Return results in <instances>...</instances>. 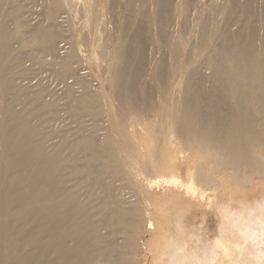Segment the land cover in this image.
Instances as JSON below:
<instances>
[{"label":"rangeland","instance_id":"1","mask_svg":"<svg viewBox=\"0 0 264 264\" xmlns=\"http://www.w3.org/2000/svg\"><path fill=\"white\" fill-rule=\"evenodd\" d=\"M25 3L26 35L40 25L55 29L57 46L67 42L69 55L59 62L70 65L75 98L97 97V108L109 117L134 123L122 143L137 151L117 153L131 166L121 191L135 197L155 233L139 235L147 251L134 256L143 264H171L169 255L181 243L189 264H264V249L257 246L264 236L247 235L241 222L256 212L264 227V184L250 188L247 167L227 165L205 145H185L190 124H197L198 132L228 133V124L214 121L217 110L201 96L220 91L231 101L229 67L242 90L240 118L247 112L260 117L250 98L257 90H251L245 69L264 64V0H58L53 11L46 1ZM45 11L61 23L47 19ZM113 64L115 72L108 70ZM163 146L168 163L186 164L181 171L149 172L147 186H139L143 177L137 173L146 174L143 165L162 156ZM251 154L259 156L257 150ZM258 161L264 170V157ZM217 237L226 246L216 243Z\"/></svg>","mask_w":264,"mask_h":264},{"label":"bare ground","instance_id":"2","mask_svg":"<svg viewBox=\"0 0 264 264\" xmlns=\"http://www.w3.org/2000/svg\"><path fill=\"white\" fill-rule=\"evenodd\" d=\"M25 1L0 2V264H143L134 255L147 251L139 235L155 234L153 223L135 197L123 195L131 166L117 155L137 151V146L122 143L134 123L109 117L97 108V97L75 98L70 65L59 62L64 60L60 56L69 55L67 42L57 46L55 29L40 25L26 35ZM33 1H46L52 11L58 6V0ZM50 12L45 11V17L56 22L58 16ZM58 47L65 49L64 54ZM121 55L125 59V53ZM108 70L115 72L114 64ZM245 71L251 90H257V96L250 98L258 103L260 117L247 112L240 118L242 90L229 67L231 101L220 91L217 96L210 91L201 96L217 110L214 121L228 124L224 127L228 133L198 132L197 124H190L185 145H205L227 165L247 167L245 183L252 182V188L264 184V170L257 166L264 157V64ZM113 81H119L116 74ZM255 150L259 156L251 157ZM161 153L143 165L146 174L137 173L143 177L139 186L143 182L147 186L149 172L181 171L186 164L168 163L166 146ZM260 218V213H248L241 220L243 231L251 237L264 236ZM261 238L257 246L264 249ZM216 243L225 245L223 238L217 237ZM169 257L171 264L191 261L181 243Z\"/></svg>","mask_w":264,"mask_h":264}]
</instances>
